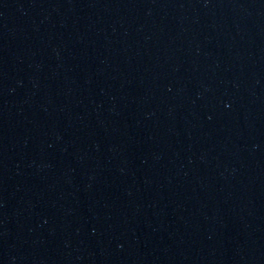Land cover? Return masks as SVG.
Wrapping results in <instances>:
<instances>
[{
    "label": "water",
    "instance_id": "95a60500",
    "mask_svg": "<svg viewBox=\"0 0 264 264\" xmlns=\"http://www.w3.org/2000/svg\"><path fill=\"white\" fill-rule=\"evenodd\" d=\"M0 264H264V0H0Z\"/></svg>",
    "mask_w": 264,
    "mask_h": 264
}]
</instances>
